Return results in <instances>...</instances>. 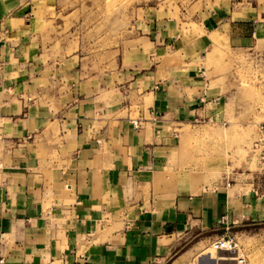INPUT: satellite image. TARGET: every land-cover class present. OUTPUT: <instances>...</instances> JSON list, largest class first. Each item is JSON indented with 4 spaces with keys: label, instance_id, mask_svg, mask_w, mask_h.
I'll use <instances>...</instances> for the list:
<instances>
[{
    "label": "crops",
    "instance_id": "obj_1",
    "mask_svg": "<svg viewBox=\"0 0 264 264\" xmlns=\"http://www.w3.org/2000/svg\"><path fill=\"white\" fill-rule=\"evenodd\" d=\"M40 8L0 0V264L224 261L205 248L264 224V183L178 171V139L241 121L204 65L264 56V0H223L197 30L157 22L110 66L45 54Z\"/></svg>",
    "mask_w": 264,
    "mask_h": 264
},
{
    "label": "rangeland",
    "instance_id": "obj_2",
    "mask_svg": "<svg viewBox=\"0 0 264 264\" xmlns=\"http://www.w3.org/2000/svg\"><path fill=\"white\" fill-rule=\"evenodd\" d=\"M37 1L41 12L35 35L45 54L58 60L83 57L90 65L110 66L118 51L142 44L144 37L154 41L157 22L176 19L185 22L187 30H197L192 21L223 0ZM216 53L219 60L204 65L208 79L222 86L229 110L237 115L240 112L241 121L194 123L180 131L178 171H189L209 184L228 174L245 177L256 173L264 183V165L252 151L257 126L264 121V56L246 55L234 62L230 53L222 49ZM239 62L242 66H235ZM227 232L239 242L246 264H264V224ZM211 245L204 254H211V259L220 256L224 261L219 264H237L235 254L215 252Z\"/></svg>",
    "mask_w": 264,
    "mask_h": 264
},
{
    "label": "built area",
    "instance_id": "obj_3",
    "mask_svg": "<svg viewBox=\"0 0 264 264\" xmlns=\"http://www.w3.org/2000/svg\"><path fill=\"white\" fill-rule=\"evenodd\" d=\"M138 128V124L136 125ZM258 137L253 144L252 151L253 153L260 158L262 164L264 165V121L259 123L257 126ZM225 221V217L223 218ZM229 230V229H227ZM212 249L215 252H227L231 254H235V260L237 264H246V258L244 254L241 252V247L239 242L235 237H222L212 243Z\"/></svg>",
    "mask_w": 264,
    "mask_h": 264
}]
</instances>
